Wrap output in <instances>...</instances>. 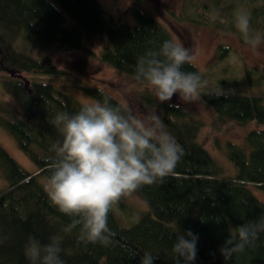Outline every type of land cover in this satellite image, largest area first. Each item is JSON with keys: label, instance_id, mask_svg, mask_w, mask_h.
<instances>
[{"label": "trees", "instance_id": "1", "mask_svg": "<svg viewBox=\"0 0 264 264\" xmlns=\"http://www.w3.org/2000/svg\"><path fill=\"white\" fill-rule=\"evenodd\" d=\"M140 5L134 0L125 12L129 18L121 19L108 14L98 0H0V86L9 98L0 100V127L35 166V171H27L0 144V176L5 182L0 188V236L7 237L0 244V264H29L23 251L28 237L46 243L52 235L62 237L65 264H140L144 252L157 257L154 264H175L172 246L179 227L199 236L194 264H225L219 248L227 237L236 226L264 215V202L251 189L264 191V99L252 91L202 90L201 99L219 118L263 126L249 130L244 144L226 142L235 174L223 175L198 141L201 124L195 117L178 104L162 103L166 129L184 150L175 174L137 191L147 208L129 225H123L118 209L112 208V245H85L78 243L76 230L63 232L70 218L50 203L45 191L52 145L60 138L51 121L58 112H77L85 102L54 82L52 77L61 71L47 50L54 45L79 50L86 40L100 36L99 59L135 78L137 59L172 39L167 27ZM184 8L185 19L230 31L246 43L234 21L236 9L243 8L250 13L253 34L264 36V0H185ZM67 16L74 25H67ZM241 58L240 52L219 43L213 65L225 62L222 70L231 71L235 83L255 90L264 84V75ZM182 70L208 80L192 62ZM79 87L91 101L108 97L113 106L127 109L99 87ZM143 98L154 100L149 94ZM228 264H264V233Z\"/></svg>", "mask_w": 264, "mask_h": 264}, {"label": "clouds", "instance_id": "2", "mask_svg": "<svg viewBox=\"0 0 264 264\" xmlns=\"http://www.w3.org/2000/svg\"><path fill=\"white\" fill-rule=\"evenodd\" d=\"M250 19L246 10L236 9L235 28L256 51L264 36L253 34ZM194 59L192 49L178 40H166L158 50H149L137 59L135 79L146 83L160 102H170L174 96L184 103L199 102L207 81L197 72L182 70ZM51 123L60 138L52 145L54 156L45 191L50 203L70 218L63 232L76 230L78 243L85 245H112L116 234L108 218L113 206L144 186L174 175L184 155L159 114H138L131 108L113 106L108 97L83 103L75 113L58 112ZM261 233L264 215L236 226L219 248L225 264L234 254L254 247ZM174 235L175 264H194L198 234L179 227ZM6 239L0 236V244ZM61 245L60 235L50 236L46 243L29 236L24 256L29 264H65ZM156 258L144 252L140 264H154Z\"/></svg>", "mask_w": 264, "mask_h": 264}, {"label": "rangeland", "instance_id": "3", "mask_svg": "<svg viewBox=\"0 0 264 264\" xmlns=\"http://www.w3.org/2000/svg\"><path fill=\"white\" fill-rule=\"evenodd\" d=\"M108 14L116 18L127 19L126 9L134 0H98ZM141 7L154 15L167 27L172 39L178 40L185 47L192 49L195 59L192 63L207 76V85L202 90H212L223 93H244L251 91L264 99V84H258L257 89H250L244 84L235 83L234 74L228 70L225 62L213 65L216 46L219 43L231 46L240 52L241 58L249 67H257L264 75V42L256 51L249 45L239 40L237 35L227 31L223 32L212 27L197 24L184 18L185 0H140ZM67 25H74V21L67 16ZM100 36H92L85 41L84 47L79 50L69 49L54 45L47 52L61 73L53 76L56 83L64 84V88L71 92L79 101L91 102L79 86L89 84L108 92L127 109L131 108L138 114H148L155 111L162 116V103L178 104L184 107L201 124L197 139L208 150L210 155L222 167L223 175H234L236 167L227 158L225 144L232 141L244 144L246 133L254 128H262L254 121L239 123L233 120L219 118L215 112L202 99L196 103H184L173 97L170 102H160L154 92L146 83L137 81L124 72L113 68L99 59L102 48ZM259 53V54H257ZM234 60V61H233ZM232 60L235 62V59ZM229 65H232V64ZM226 69V68H225ZM223 78V79H222ZM263 81V80H262ZM151 96L152 102L143 98V95ZM0 100H9L0 86ZM0 144L6 151L27 171H35L34 164L19 150L13 139L0 127ZM5 182L0 176V188ZM252 192L264 202V191L253 186ZM117 216L123 225L127 226L136 221L141 212L146 210L147 205L144 197L135 192L130 196L123 197L114 205ZM113 206V207H114Z\"/></svg>", "mask_w": 264, "mask_h": 264}]
</instances>
